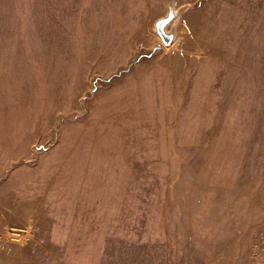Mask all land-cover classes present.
<instances>
[{
  "label": "rangeland",
  "instance_id": "rangeland-1",
  "mask_svg": "<svg viewBox=\"0 0 264 264\" xmlns=\"http://www.w3.org/2000/svg\"><path fill=\"white\" fill-rule=\"evenodd\" d=\"M0 264H264V0H0Z\"/></svg>",
  "mask_w": 264,
  "mask_h": 264
},
{
  "label": "water",
  "instance_id": "water-1",
  "mask_svg": "<svg viewBox=\"0 0 264 264\" xmlns=\"http://www.w3.org/2000/svg\"><path fill=\"white\" fill-rule=\"evenodd\" d=\"M178 10H174L172 5L168 6L167 13L164 17L157 19L154 23L155 33L160 38L162 44L166 47L170 46L174 40V32L165 30L166 25L177 16Z\"/></svg>",
  "mask_w": 264,
  "mask_h": 264
}]
</instances>
